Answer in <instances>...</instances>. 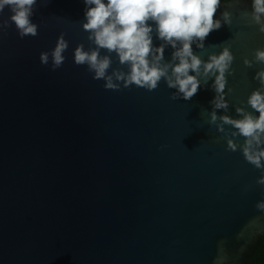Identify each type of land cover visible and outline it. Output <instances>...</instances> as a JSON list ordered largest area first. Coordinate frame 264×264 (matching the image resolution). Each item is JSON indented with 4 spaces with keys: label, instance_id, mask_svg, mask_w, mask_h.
Segmentation results:
<instances>
[{
    "label": "water",
    "instance_id": "water-1",
    "mask_svg": "<svg viewBox=\"0 0 264 264\" xmlns=\"http://www.w3.org/2000/svg\"><path fill=\"white\" fill-rule=\"evenodd\" d=\"M89 7L35 0V35L0 10V264H245L264 234V157L246 158L250 138L231 121L259 116L249 99L264 95V16L252 0L220 4L222 27L191 41L200 87L185 99L169 83L183 42L148 21L150 67L165 75L155 88L131 83V62L84 27ZM78 49L109 59L104 77L76 63ZM225 50L218 91L219 70L205 66Z\"/></svg>",
    "mask_w": 264,
    "mask_h": 264
},
{
    "label": "clouds",
    "instance_id": "clouds-1",
    "mask_svg": "<svg viewBox=\"0 0 264 264\" xmlns=\"http://www.w3.org/2000/svg\"><path fill=\"white\" fill-rule=\"evenodd\" d=\"M35 0H0V10L4 6H12L13 15L11 19L21 30V35L36 34V26L30 22L31 6ZM89 7L86 12V29L94 32L96 44L109 51H117L121 62H131V74L129 82L135 84L148 85L155 88L157 81L165 75V71L155 66L150 67L148 60L151 51V38L149 33L152 27L148 21H153L160 38L166 39L175 46L176 41L183 42V47L175 53L180 62L174 68L176 76L175 82L169 81L170 86L179 85V90L184 93L185 99H191L198 93L199 82L196 77L189 75V70L197 71L201 61L192 54L191 41L193 37L204 40L213 31H218L222 24L214 19L215 14L222 3V0H85ZM254 10V19L259 22L260 17L264 16V0H252ZM225 19L228 13H224ZM261 31H264L262 26ZM65 47L61 43L53 53L54 61L59 66L63 60L61 55ZM163 54V49H157ZM191 57V61L186 59ZM43 62H47V55L42 54ZM232 59L227 50L219 58H213L212 63L205 66L206 71L213 67L217 68L220 76L216 80L217 90L224 88L223 73L227 67V62ZM257 59L264 62V51L257 52ZM77 64L87 62L90 70H94L96 78L105 76L109 67V59L98 58V53L93 51L90 54L82 50H77L75 54ZM264 77V72L259 74ZM184 77V78H182ZM191 86V87H189ZM107 87H113L111 78L108 79ZM250 105L259 112V116L253 118L246 116L243 120L231 121L235 124L247 140L248 147L245 148L246 158L255 164L261 166V157H264V151L253 155L250 147L253 140L260 143V135L264 133V95L260 92H254L250 99ZM219 106V105H218ZM227 119V118H225ZM264 184V179L259 181ZM257 207L264 210V203Z\"/></svg>",
    "mask_w": 264,
    "mask_h": 264
},
{
    "label": "trees",
    "instance_id": "trees-1",
    "mask_svg": "<svg viewBox=\"0 0 264 264\" xmlns=\"http://www.w3.org/2000/svg\"><path fill=\"white\" fill-rule=\"evenodd\" d=\"M229 1L231 0H222V2ZM245 264H264V234L260 235L257 242L248 250Z\"/></svg>",
    "mask_w": 264,
    "mask_h": 264
}]
</instances>
